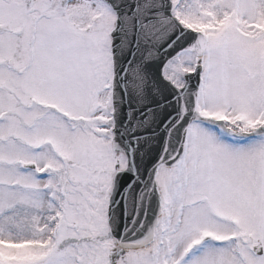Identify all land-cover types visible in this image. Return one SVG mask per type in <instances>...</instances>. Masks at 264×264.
I'll list each match as a JSON object with an SVG mask.
<instances>
[{
    "label": "snow or ice",
    "instance_id": "6c2138e0",
    "mask_svg": "<svg viewBox=\"0 0 264 264\" xmlns=\"http://www.w3.org/2000/svg\"><path fill=\"white\" fill-rule=\"evenodd\" d=\"M0 264H264V0H0Z\"/></svg>",
    "mask_w": 264,
    "mask_h": 264
},
{
    "label": "water",
    "instance_id": "95a60500",
    "mask_svg": "<svg viewBox=\"0 0 264 264\" xmlns=\"http://www.w3.org/2000/svg\"><path fill=\"white\" fill-rule=\"evenodd\" d=\"M131 55V53H129ZM144 73L148 77L150 82H154L155 76L158 74V70L145 65L144 66ZM151 88L146 89V94H145V99H150L151 98V93L149 92ZM118 101H120L121 106L118 110V114L122 115L125 120L128 121V124L125 125V127H129L134 123L137 119V117L140 116V110H139V105H138V99L135 95L129 94L127 98H123L122 94H118ZM133 135L135 133H132Z\"/></svg>",
    "mask_w": 264,
    "mask_h": 264
}]
</instances>
